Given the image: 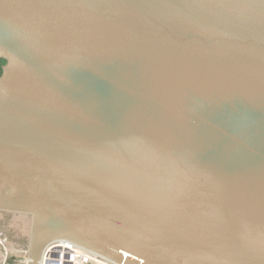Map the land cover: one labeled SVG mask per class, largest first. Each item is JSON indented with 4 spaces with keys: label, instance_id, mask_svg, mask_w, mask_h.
<instances>
[{
    "label": "water",
    "instance_id": "water-1",
    "mask_svg": "<svg viewBox=\"0 0 264 264\" xmlns=\"http://www.w3.org/2000/svg\"><path fill=\"white\" fill-rule=\"evenodd\" d=\"M0 60L29 264H264V0H0Z\"/></svg>",
    "mask_w": 264,
    "mask_h": 264
},
{
    "label": "built area",
    "instance_id": "built-area-1",
    "mask_svg": "<svg viewBox=\"0 0 264 264\" xmlns=\"http://www.w3.org/2000/svg\"><path fill=\"white\" fill-rule=\"evenodd\" d=\"M5 214H19L24 221L31 222V216L23 213L0 211ZM26 232V231H22ZM24 235H27L24 234ZM28 236V235H27ZM30 231L25 244L12 246L0 236V264H29ZM37 264H120L99 253L84 248L68 239L58 238L47 242L40 251Z\"/></svg>",
    "mask_w": 264,
    "mask_h": 264
},
{
    "label": "rangeland",
    "instance_id": "rangeland-1",
    "mask_svg": "<svg viewBox=\"0 0 264 264\" xmlns=\"http://www.w3.org/2000/svg\"><path fill=\"white\" fill-rule=\"evenodd\" d=\"M18 215L0 213V236L5 237L14 247L25 244L28 237L22 232V226L19 228L13 224Z\"/></svg>",
    "mask_w": 264,
    "mask_h": 264
},
{
    "label": "bare ground",
    "instance_id": "bare-ground-1",
    "mask_svg": "<svg viewBox=\"0 0 264 264\" xmlns=\"http://www.w3.org/2000/svg\"><path fill=\"white\" fill-rule=\"evenodd\" d=\"M14 219H15L14 221H16V223H13L14 226H17L19 228L22 226V231H26L25 234L27 233V235L29 236V231H30V228H31V222L30 221L29 222L28 221H24L22 216H17Z\"/></svg>",
    "mask_w": 264,
    "mask_h": 264
},
{
    "label": "trees",
    "instance_id": "trees-1",
    "mask_svg": "<svg viewBox=\"0 0 264 264\" xmlns=\"http://www.w3.org/2000/svg\"><path fill=\"white\" fill-rule=\"evenodd\" d=\"M5 64V61L4 60H0V76H1V73H2V66Z\"/></svg>",
    "mask_w": 264,
    "mask_h": 264
}]
</instances>
